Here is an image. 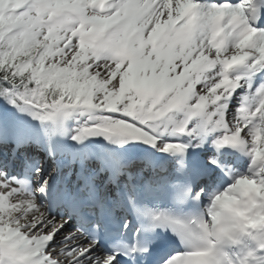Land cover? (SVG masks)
<instances>
[{
  "label": "snow or ice",
  "instance_id": "snow-or-ice-1",
  "mask_svg": "<svg viewBox=\"0 0 264 264\" xmlns=\"http://www.w3.org/2000/svg\"><path fill=\"white\" fill-rule=\"evenodd\" d=\"M0 264H264V0H0Z\"/></svg>",
  "mask_w": 264,
  "mask_h": 264
}]
</instances>
